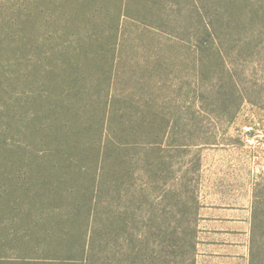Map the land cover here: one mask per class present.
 <instances>
[{"label":"trees","instance_id":"obj_1","mask_svg":"<svg viewBox=\"0 0 264 264\" xmlns=\"http://www.w3.org/2000/svg\"><path fill=\"white\" fill-rule=\"evenodd\" d=\"M125 25L188 47L207 85L190 116L212 100L233 118L250 101L233 64L264 49V0H0V264L95 263V242L122 234L129 183L155 193L182 171L164 153L210 143L191 132L197 110H151L154 79L136 101L117 92ZM249 264H264L254 213Z\"/></svg>","mask_w":264,"mask_h":264},{"label":"rangeland","instance_id":"obj_2","mask_svg":"<svg viewBox=\"0 0 264 264\" xmlns=\"http://www.w3.org/2000/svg\"><path fill=\"white\" fill-rule=\"evenodd\" d=\"M152 36L125 25L120 69L123 74H119L117 92L130 91L136 101V96L145 90L144 95H149L146 86H151L150 80L154 79L161 97L157 108L151 110L162 111L170 118H187V122H192L197 110L199 120L191 132L196 136L199 131L201 138L210 143L164 153L175 169L180 166L182 171L177 174L178 181L165 186L161 180L155 193H137L134 189L139 183H129L123 200L124 217L120 220L122 234L106 235L102 242H95L90 255L95 263L91 264H190L192 247L195 244L196 253L197 238L202 237L198 229L200 204L219 202V194H233L235 204L246 202L247 195L251 196L252 211L264 230V49L259 55L246 53L233 64L238 69L240 88L250 96L233 118L210 105L212 100L199 104L198 109L192 108L190 116L193 92L199 87L207 94V85L201 81L204 73L201 71L196 78L198 73L194 63L187 60L188 47L184 44L161 35L157 43ZM154 55L165 58L160 72L156 70ZM127 76L130 81L125 80ZM146 97L141 98L142 102H148ZM142 177L144 184L150 181L147 176ZM187 183L190 186L184 193Z\"/></svg>","mask_w":264,"mask_h":264},{"label":"crops","instance_id":"obj_3","mask_svg":"<svg viewBox=\"0 0 264 264\" xmlns=\"http://www.w3.org/2000/svg\"><path fill=\"white\" fill-rule=\"evenodd\" d=\"M219 194V202H202L194 264H249L252 198L234 203V195ZM231 200V201H229Z\"/></svg>","mask_w":264,"mask_h":264}]
</instances>
